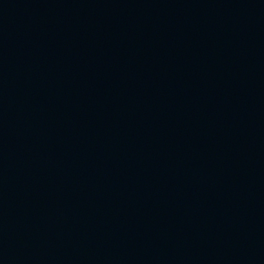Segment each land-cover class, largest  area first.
<instances>
[{
    "label": "water",
    "instance_id": "water-1",
    "mask_svg": "<svg viewBox=\"0 0 264 264\" xmlns=\"http://www.w3.org/2000/svg\"><path fill=\"white\" fill-rule=\"evenodd\" d=\"M0 264H264V0H0Z\"/></svg>",
    "mask_w": 264,
    "mask_h": 264
}]
</instances>
